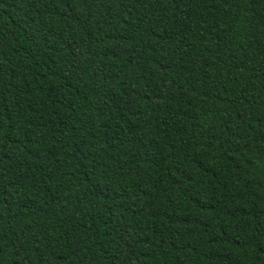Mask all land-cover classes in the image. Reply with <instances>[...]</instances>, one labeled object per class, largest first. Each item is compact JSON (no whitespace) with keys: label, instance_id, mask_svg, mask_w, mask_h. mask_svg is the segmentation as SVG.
<instances>
[{"label":"trees","instance_id":"16d2710c","mask_svg":"<svg viewBox=\"0 0 264 264\" xmlns=\"http://www.w3.org/2000/svg\"><path fill=\"white\" fill-rule=\"evenodd\" d=\"M0 264H264V0H0Z\"/></svg>","mask_w":264,"mask_h":264}]
</instances>
